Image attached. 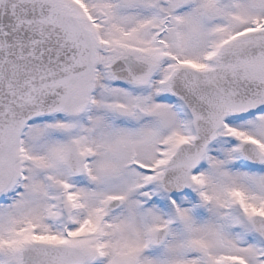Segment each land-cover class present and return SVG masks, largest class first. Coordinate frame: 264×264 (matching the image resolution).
Instances as JSON below:
<instances>
[{
    "label": "snow or ice",
    "instance_id": "6c2138e0",
    "mask_svg": "<svg viewBox=\"0 0 264 264\" xmlns=\"http://www.w3.org/2000/svg\"><path fill=\"white\" fill-rule=\"evenodd\" d=\"M0 264H264V0H0Z\"/></svg>",
    "mask_w": 264,
    "mask_h": 264
}]
</instances>
